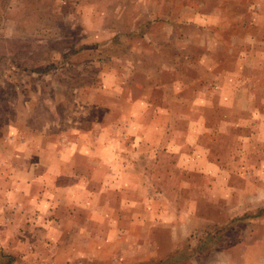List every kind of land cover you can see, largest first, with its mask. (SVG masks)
Masks as SVG:
<instances>
[{"label":"rangeland","instance_id":"374dc122","mask_svg":"<svg viewBox=\"0 0 264 264\" xmlns=\"http://www.w3.org/2000/svg\"><path fill=\"white\" fill-rule=\"evenodd\" d=\"M0 153V264H264V0H0Z\"/></svg>","mask_w":264,"mask_h":264},{"label":"crops","instance_id":"0c3cea01","mask_svg":"<svg viewBox=\"0 0 264 264\" xmlns=\"http://www.w3.org/2000/svg\"><path fill=\"white\" fill-rule=\"evenodd\" d=\"M43 139H46V138L41 133H35V134L30 135L29 137L23 136L21 134H15L13 136H10L9 138L7 137L8 142L6 144L15 145L14 148L8 149L10 151V155L13 157H16L13 161L17 159L16 164H20V166L19 167L17 165L15 166L13 163L14 166H11V167H12V170L16 172V175L10 176L9 180L5 182V184L8 187H15L16 189H19V190L22 189L24 191L25 194H21L17 196V198L21 200L19 201L21 205L28 203V207L25 209V211H23L21 215L22 217L29 216L32 219H35L36 217L40 218V216L45 215L44 212H42L43 210H41L40 204L46 203L48 204L47 207H49V204H51L52 202L57 203V195L55 194V191H53V195L51 196L48 194V190L46 192L47 195L44 192L40 194H37L36 192H32V194H26V192L29 191L30 188L50 187V188H55L56 190L60 186L59 182L58 183L56 182L57 178L54 174L48 177V174H45L44 172L42 173L41 167L39 166L40 165L39 155H41V151H42L41 143L43 142ZM25 150L29 151L30 157H32V161L30 163L32 164L28 163L27 161H22L18 159L20 152L25 151ZM43 154H45V152H43ZM46 169L48 172L55 171L53 170L52 165L51 167L47 166ZM31 208H35L38 211L34 209L30 210ZM28 211L29 212L31 211V212L27 213ZM46 213L48 214V216H51V217L53 215V218L55 219L60 217L59 224H58V221L57 222L52 221L50 224L47 223L49 225H46L51 228L50 230H56V231H57V228L59 229L61 228L60 225H61V222H62L61 220L63 216L68 214L67 211L62 210V207L60 205H59L58 210H56V207H54L52 211L49 210ZM53 244H56V243H53ZM56 256L59 258H63L60 255H56Z\"/></svg>","mask_w":264,"mask_h":264}]
</instances>
